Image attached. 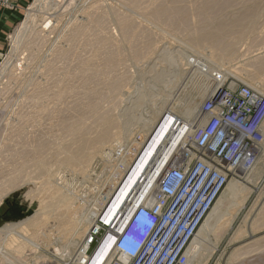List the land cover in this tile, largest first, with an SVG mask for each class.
<instances>
[{
	"label": "bare ground",
	"instance_id": "1",
	"mask_svg": "<svg viewBox=\"0 0 264 264\" xmlns=\"http://www.w3.org/2000/svg\"><path fill=\"white\" fill-rule=\"evenodd\" d=\"M77 1L55 0L54 2L62 17L78 7ZM130 1L133 3L135 0ZM153 1V4L152 2L151 4L147 2V4L155 6L152 10L156 17H166L171 14L173 17H179L181 22H185V13L175 10L177 6L175 9H169L164 7L165 3H162L164 0ZM175 1L182 4L178 0ZM219 2L204 0V3L198 6L197 14L201 21L218 10ZM230 2L232 3V0ZM134 6L132 5V8ZM146 7L148 8V5ZM188 7L191 6L188 4ZM103 8L97 2L84 7L81 11L82 15L80 14L82 19L76 18L69 23V26L64 27L60 34L62 44L60 47L57 45L58 48L52 55L54 58L44 60L45 63L43 61L44 65L39 72V79L29 80L28 99H23L17 104L16 110L5 123L2 118L3 121L0 123V204L10 192L27 187V194L32 199L39 200L40 210L22 222L7 224L0 228V264L12 261L11 252L15 256L26 251L35 254L43 251L44 246L50 247L53 255L52 259L45 258L46 263L44 264H62L63 261H66L64 264H127L128 261L124 257L122 259H125V262L119 259V254L115 250H111L107 238L101 240L92 254L90 252L91 243L88 239L94 238L96 231L100 233L104 230L105 236L118 232L117 230L138 207L161 204L163 205L160 211L162 216L171 209V201L177 193L182 191L181 188L190 177L193 167L189 160L184 167L185 180L173 194L158 198L163 173L175 159L188 151L193 143L191 137H193L194 117L200 112L198 103L213 90L215 85L207 81L202 86L203 89L198 92L197 100L195 99L196 101L186 108H176L166 103L155 102L147 115L139 112L138 107L142 99H127V97L121 99L124 96L120 95V90L124 85L121 80H125V75L113 67L126 57L137 63L141 59H152L159 46L155 45L156 48H154L149 44L150 42L146 43L147 46L145 44L143 46L145 42L141 43V41L146 37V27L141 26L139 21L136 22L125 16L122 18V15L119 20L116 18L121 35L119 38L117 32L110 29L109 24L106 27V12ZM118 14H120L119 11ZM194 16L189 19H193ZM84 17H87L90 26H85ZM61 21L63 20L60 19L58 23ZM43 29L39 32L38 48H40L36 53L32 52L31 58L41 55L45 58L43 55L45 45L50 42V34L55 33L59 25L51 26L48 30L45 28L43 31ZM150 35H147V38ZM158 35L156 34L157 37ZM210 38L206 40V43L209 41L210 44ZM133 41L143 49L141 52L135 47ZM123 43L129 44L126 54ZM231 51V43H227L219 52L213 53L217 59L220 57L226 59L229 54L231 55ZM253 62L255 69H235L236 72H232L238 76H245L247 84L264 95V80L255 77L258 69L264 68V55L256 57L254 61L252 60ZM227 74L229 75V72L224 73L225 76H228ZM165 115V119L162 120ZM262 130L264 133V123ZM259 149L253 166L247 170L238 171V176L228 180L216 209L208 213L200 227L188 239L184 252L186 261L182 264H209L210 259L219 253V247L227 234L230 236V240L227 239L228 245L237 244L239 247L232 249L225 264H254L257 259L264 263V181L262 180L264 153L260 155L261 150L264 149V142L259 145ZM260 160L262 161L259 162ZM208 168L210 171L214 170L212 165ZM212 175L213 173L210 172L208 179ZM196 178L197 176L192 183ZM218 181L219 179L216 183ZM192 183L190 186L195 184ZM203 189L204 186L198 191V195ZM255 193L263 196L259 198L261 201L258 199L262 204L260 210L256 212L259 206L256 201L255 207L245 220L247 226L244 225L235 230V220H239L241 210L246 208L244 206ZM186 198H182L172 210L176 212L175 214L184 205ZM196 198H192V202L190 201L191 203L180 216V221L173 229L171 236L163 242L152 264H159L163 251L170 247L179 225L187 219ZM197 210L198 208L192 216L197 213ZM170 224H165L166 226L160 230L155 248L161 243ZM29 228H33L34 231L29 233ZM156 228L151 232V237ZM180 237L174 241L173 246ZM248 239L252 240L248 241ZM242 241L247 242H243L240 246L238 243ZM150 255L152 254H146L141 264H146ZM225 256V250L220 252L217 264H222L220 261ZM161 264H166V262Z\"/></svg>",
	"mask_w": 264,
	"mask_h": 264
},
{
	"label": "rangeland",
	"instance_id": "2",
	"mask_svg": "<svg viewBox=\"0 0 264 264\" xmlns=\"http://www.w3.org/2000/svg\"><path fill=\"white\" fill-rule=\"evenodd\" d=\"M54 1L55 0H30L27 7L23 11V16L21 17V19L17 23L15 29L9 35V38L7 40V43H6V46L4 49V52L0 56V123H2L1 121H3V119H4V123H5V121L12 116L13 112L17 108V104L20 101H22L23 99H28L27 98V95L29 94L28 89H30V81L29 80L39 79V77H40L39 72H40L41 68L43 69V65H44L45 61L51 60L54 58V56H52L54 51H56L58 46L60 47L62 44V39H61L60 34L63 31L64 27L69 26V23L71 21L73 22L76 18H79L81 20L82 19L81 18V15H82L81 11L83 10V8L89 7L91 4H94L95 2H97L102 7H104L103 10L106 12L105 13V15H106L105 25H106V27L110 25V29L113 30L115 33L117 32L116 34L118 35L119 38H121L120 37L121 35H120L119 28L117 26V21L119 20V18H121V17L124 18V16H125V18H130L136 22L139 21L141 26L146 27V30H147L146 37H144L143 40L141 41V43L143 41L145 42V43H143V46H145V45L147 46V44H146L147 42H150L149 44L153 45L154 48H156V46H159V48L156 52V55L152 59L151 58H149V60L144 59L145 61L143 59H141L137 63V61L135 62L133 59L126 57L125 60H121L120 63H117L116 66L113 67V69L120 71V72H122L123 75H125V77H124L125 80L124 79L121 80V82L124 83V85H122L123 87L120 90L121 91L120 95L121 96L124 95L123 97H121V99H126V97H127V99H142V101L138 107L139 108L138 110H139V112H141L145 115H147L148 112L152 109V106L155 102L166 103V104L171 105L172 107H176V108H186L188 105L193 104L194 103L193 101L197 100L196 96H198V92L203 89L202 86L207 81L210 80V78H209L210 76L207 74L203 75L201 70H200L201 67H204L203 65H205L210 70L221 71L222 73H228L229 72V75L227 74L228 75L227 77H229L231 80L237 81L239 83L245 82L244 84H247V81L244 78L245 76H238L237 74H235L232 71H235V69L236 70H241V69L242 70L243 69L252 70V69H255L256 68L254 66L255 63L254 62L252 63V60L254 61L256 57L264 55V9H263L264 8V0H260V1L259 0L258 1L257 0H242V2H241V0H239V2H238V0H232V3L230 2L231 0H227V1L217 0V1H220L219 7L217 8L219 11L217 10L214 12L215 14L213 13L210 16H208V18L205 17L204 19H202L203 22L201 21V18L198 16L199 14H197V12L199 11L198 6L203 4L204 0H195V1L194 0H178V1H180V3H182L181 5L179 4V2H177L175 0H168V1L164 0L166 2H164L162 0L158 1V2L162 1V3H165V5L163 4L164 7L166 6L169 9H172V8L175 9V7L177 6L175 10H178V11L181 10L185 13V17H184L185 22H181L182 20H180L179 17L178 18L173 17V15L170 14L171 12H168L170 14V16L166 15V17L164 16L165 18L164 17H156V15L154 14V12L152 10L155 8V6L154 5L150 6V4H151L150 2H152V4L154 2L153 0H150V1L149 0L148 1L147 0L146 1L141 0L144 3L141 2L140 0H135V1L132 0L135 2V3L133 2L134 4L130 0H91V1L90 0L89 1L88 0H85V1L84 0H78L76 3V5L78 7L74 8L72 11L64 14L62 17L59 15V11L57 10L58 8L55 7ZM128 1L131 2V4L135 5V6L132 8V5ZM139 1H140V3H139ZM183 1H185V2H183ZM191 1L194 3H192ZM145 2H146V4H145ZM147 2H149L150 4L149 3L147 4ZM106 3H107V5H106ZM137 3L139 5H137ZM250 3H251V5H250ZM140 4L142 5L143 8L144 7L145 8L141 9ZM144 4H145V6H144ZM188 4L191 7H188ZM233 4L235 5L234 9H233V7H234ZM147 5H148V8L146 7ZM195 5H197V7ZM223 5H226V6H223ZM111 6H112V9H111ZM136 6H137V10H135ZM183 6H185V7H183ZM220 8H221V10H220ZM225 8H226V10H225ZM147 9H148V11H147ZM118 11L120 14H118ZM121 11H123V12H121ZM189 11L191 13L193 12L192 13L193 15H191V13ZM129 12H131V13H129ZM216 12H218V13L216 14ZM152 13H153V15H152ZM98 14L101 15L100 12H98ZM132 14H134V15H132ZM188 14H190L189 18H191V16H194L196 14L197 15L194 16L193 19H189V18L187 19L186 17L188 16ZM130 16L131 17L133 16L134 19L131 18ZM151 16H153V17H151ZM211 16L214 18H212ZM197 17H198V19H197ZM51 18L52 19L54 18V19L51 20ZM84 18H85V26H90L91 24L87 20V17H84ZM108 18H110V19H108ZM116 18L118 20H116ZM174 18H175V20H174ZM194 18H195V20H194ZM60 19L63 21L58 23V21ZM107 19L111 20V21H108ZM205 19H206V21H204ZM113 20H114V22H113ZM211 20H212V22H211ZM195 21L196 22L199 21V22L196 23ZM247 21H249V22H247ZM250 21H251V23H250ZM197 24H198V26H197ZM47 25H49V26H47ZM57 25H59V29H57V31H55V33L50 34V38H49L50 42L45 45L46 46L45 48L43 47L44 48L43 55L45 56V58L41 57L42 55L35 57V58H31L30 56L32 55V52L36 53L38 51V49L40 48V47L38 48V43L40 40L39 39L40 38L39 32L43 28L44 29L47 28L45 30H48V29H50L51 26L53 27V26H57ZM194 27H195V30H193ZM44 29H43V31H44ZM149 32L151 35L153 33L154 34L151 36L149 34ZM155 33L157 35L159 34L158 35L159 37H157ZM242 33H244V34H242ZM147 35H150L151 38H149L150 36H148V38H147ZM255 35H257V36H255ZM260 35L263 37H261ZM202 36L205 39H203ZM209 38H210V44H209V41H207V43H206V40H209ZM146 39H148V40L150 39V40L147 41ZM156 41H158V42H156ZM215 41H216V43H215ZM217 41H219V42L217 43ZM155 42H156V44H155ZM26 43H28V44H26ZM227 43H229V44L231 43V48H232L231 55L229 54V56H227L226 59L222 58V57H220V59H217V57L214 56L213 52H219V50H221L223 45H225ZM133 44L135 45V47L137 49H139L140 52L143 50L140 46H138V44L135 41H133ZM123 46H124V51L126 54V51H128V49H129V44L123 43ZM216 49H217V51H216ZM236 54H237V56H236ZM34 59H35V61H34ZM33 61H34V63H33ZM43 61H44V63H43ZM54 63L56 64V61H54ZM137 64H138V66H137ZM195 64H197V65H195ZM191 65H193V66H191ZM16 66H18V67H16ZM243 66H245L247 68H245ZM13 70L16 72H14ZM188 71H189V73H188ZM10 73L15 74V75H11ZM255 77H257L258 79L264 80V68L261 70L258 69V71L255 73ZM131 80H133V81H131ZM126 87H127V89H126ZM152 87H154V88H152ZM204 98L205 97H203V99L200 100V102L198 103L199 108H200V105L202 104ZM109 99H111V97ZM171 102L173 104H171ZM195 105L197 106L196 103H195ZM199 108H197V109H199ZM174 113H176V112H174ZM196 115H198V113L195 114V116ZM165 117H166V115L163 117L162 120H164ZM185 120H187V118H185ZM1 126H2V124H1ZM262 153H264V149L261 150L260 155ZM182 158H184V155H183V157L181 155V159ZM261 161L262 160H260L259 162H261ZM201 175H199L200 176L199 178L197 176L196 180L193 183H192V181L195 177L192 179V178H190L191 177L190 176L188 178V181L190 182V184L191 183L194 184L196 181L197 182L191 186L188 183L183 185V187L181 188L182 191L177 193L175 198H173V201H171V205H172L171 209L169 211H166L162 215L163 217L161 215L159 216V229L160 230L163 229V227L166 226L168 223L169 224L171 223V224L167 227V230L165 231V234L163 235L161 243L159 244V246L152 253L151 252L149 253L152 255H150L149 260L147 261L146 264H152L153 263V261L158 256V253L160 252V250L162 248L163 242H166L168 240V238L171 236L173 229L175 228V226L180 221V216L185 212L188 205L192 202V200H193L192 198H196V196L199 193L198 191H200V189L204 186L202 193H200L198 195V197L196 198V201H195L196 204L194 203L192 210L190 211L189 215L187 216V219L179 225L176 236L172 240L170 247L163 251L162 256L159 260V264H161L162 262H166V264H178V263L182 264L185 262V260H186V257L184 255V252L186 249L185 245L188 242V240H186V238L189 236L188 237V239H189L192 236V234L195 232V230L200 227V224H202L203 220L206 219V217L208 216V213H210L211 211L213 212L216 209L215 207L217 206L218 200H219L222 192L224 191V189L226 188V185H227V184H224L223 186H221L219 191H218V193L220 192V194L218 195V193H217V195H218V196L216 195L217 198L215 197L216 199L214 198L213 201L211 202V204L207 205L208 198L212 195L213 192L215 193V191L219 188L218 183L221 180V178H220L221 176L219 175L218 177H216V175L213 174L210 179L206 178L205 180H203V178H201ZM214 177H216L215 180H214ZM200 179H202L203 181ZM218 179H219V181L216 183V180H218ZM199 180L202 182H199ZM262 180L264 181V174H263ZM196 187H197V189H195ZM204 192L206 193L205 196H203ZM27 193H28V188L22 187V188H18L17 190L10 192L7 195V197H5L4 201L0 204V228L4 227L7 224L22 222V221L26 220L29 216H32L33 214H35L36 212H38L40 210L39 200L38 199H32L31 196L28 195ZM255 195H257V196H255ZM255 195L244 206L246 208H243L241 210V212H240L241 217L239 218V220H237V219L235 220V222H236V223L234 222L235 230L246 225L247 221H245V220H247L248 214L255 207V205H254L255 202L258 201L257 202V204H258L261 201L260 199L263 197L260 193H255ZM184 197H187L184 205L181 207V209H179L178 213L175 214L176 212H173L172 210L175 208L177 203ZM151 201L152 200H150V202ZM263 202H264V198H263ZM261 205L262 204L259 203V206L256 208V212H258L260 210ZM197 208H198L197 213H195V215L192 216V214H193L192 212L195 211ZM242 213H243V215H242ZM172 214H173V216H172ZM199 215L200 216L202 215V216H201L198 224L196 225L195 229L192 230V232L190 234V230H189L191 227L190 225L199 217ZM28 231H29V233H32L34 231V229L29 228ZM97 233H98V231H96V235H97ZM98 236H95L93 238V240H95V241L91 244V249H90L91 254L96 250V248H97L98 244L101 242V240L103 238H105L104 237L105 231L104 230L100 231ZM179 236H181V237L177 242L178 244L176 243L173 246L174 241ZM227 239L230 240V236L228 234L224 237V242H222L223 244L221 243V245L219 247V253H217V255H215L216 257L214 256L210 259L209 264H217L219 262L220 252H222L223 250L226 251L227 257L225 256L224 259L222 258L220 263L222 262V264H225V260L228 259V255L232 252V249L239 247V246H237V244H235L233 246L228 245ZM88 240L91 241L92 238L88 239ZM185 240H186V243L184 244V247H183V250L181 251V254L177 258H173L172 253L174 251H176L183 244V242H185ZM249 240H252V239H248V241ZM243 242L246 243L247 241H242V243H238V244L241 246L243 244ZM44 247H45L44 250L43 251L41 250L40 253L34 254V253L29 252V251H26L25 253L19 254L18 256H15L10 250L9 252H11V254H12L11 255L12 257H10V259L12 261L11 262L7 261V263L8 264H14V263L15 264H40V263L44 264V263H46L45 258H48V259L53 258V255L51 253L52 249L50 247H46V246H44ZM142 256H144V254ZM119 259L123 260V262L126 261L125 259H122V256L121 257L119 256ZM65 262L66 261H63L61 263L64 264ZM7 263H5V264H7ZM259 263L264 264L263 262L259 261L258 259H257V261L254 262V264H259Z\"/></svg>",
	"mask_w": 264,
	"mask_h": 264
},
{
	"label": "built area",
	"instance_id": "3",
	"mask_svg": "<svg viewBox=\"0 0 264 264\" xmlns=\"http://www.w3.org/2000/svg\"><path fill=\"white\" fill-rule=\"evenodd\" d=\"M203 66L200 68L202 74L209 75V81L215 87L205 96L200 112L194 117L193 137H191L193 143L189 150L181 154L184 158L181 159L180 155L163 173L158 198L173 194L185 180L184 167L190 159L193 167L190 178L202 174L201 178L205 180L210 172L216 177L221 176L219 188L208 198L207 205L211 204L224 183L238 176V171L253 166L259 154V145L264 142L262 132L264 95L247 84L231 80L221 71L210 70ZM210 165L213 166V171L209 170ZM200 180L199 182L203 181ZM186 183L190 184L189 181ZM205 195L204 192L203 196ZM162 206L155 203L153 206L135 209L136 211L127 218L118 232L105 236L104 240L107 238L111 250H115L120 257L126 258L128 264H141L146 254L152 253L155 248L156 238L160 232L159 216ZM201 216L199 215L190 225V234ZM155 228L156 231L152 235L155 236L154 242L147 249L146 244ZM186 240L172 253L173 258L181 254ZM94 241L92 238L90 243Z\"/></svg>",
	"mask_w": 264,
	"mask_h": 264
},
{
	"label": "crops",
	"instance_id": "4",
	"mask_svg": "<svg viewBox=\"0 0 264 264\" xmlns=\"http://www.w3.org/2000/svg\"><path fill=\"white\" fill-rule=\"evenodd\" d=\"M30 0H0V56Z\"/></svg>",
	"mask_w": 264,
	"mask_h": 264
}]
</instances>
